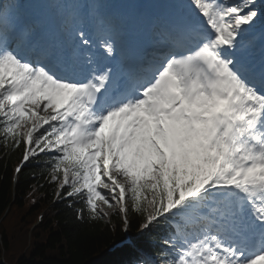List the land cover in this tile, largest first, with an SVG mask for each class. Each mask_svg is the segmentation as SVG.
Wrapping results in <instances>:
<instances>
[{
	"label": "snow or ice",
	"instance_id": "6c2138e0",
	"mask_svg": "<svg viewBox=\"0 0 264 264\" xmlns=\"http://www.w3.org/2000/svg\"><path fill=\"white\" fill-rule=\"evenodd\" d=\"M0 147L129 264H264V0H0Z\"/></svg>",
	"mask_w": 264,
	"mask_h": 264
},
{
	"label": "trees",
	"instance_id": "16d2710c",
	"mask_svg": "<svg viewBox=\"0 0 264 264\" xmlns=\"http://www.w3.org/2000/svg\"><path fill=\"white\" fill-rule=\"evenodd\" d=\"M21 156L20 149L5 154L0 147V264H3L2 257L17 264H129L127 248L101 257L102 249L123 235L120 218L111 215L110 224L78 220L75 208L80 205L68 207L67 200H60L49 208L29 242L30 219L53 198L56 186L47 182L46 171L28 165L21 171L13 192L12 169ZM108 212L111 214L113 210ZM130 220V228L137 233L139 221L131 217ZM149 235L151 233H145L139 239Z\"/></svg>",
	"mask_w": 264,
	"mask_h": 264
},
{
	"label": "rangeland",
	"instance_id": "374dc122",
	"mask_svg": "<svg viewBox=\"0 0 264 264\" xmlns=\"http://www.w3.org/2000/svg\"><path fill=\"white\" fill-rule=\"evenodd\" d=\"M106 207V206H105Z\"/></svg>",
	"mask_w": 264,
	"mask_h": 264
}]
</instances>
